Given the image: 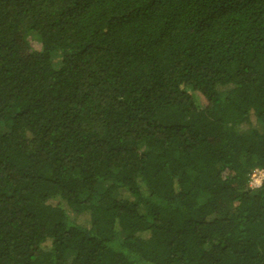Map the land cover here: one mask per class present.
Returning a JSON list of instances; mask_svg holds the SVG:
<instances>
[{"label":"trees","instance_id":"1","mask_svg":"<svg viewBox=\"0 0 264 264\" xmlns=\"http://www.w3.org/2000/svg\"><path fill=\"white\" fill-rule=\"evenodd\" d=\"M256 171L264 0H0V264H264Z\"/></svg>","mask_w":264,"mask_h":264},{"label":"rangeland","instance_id":"2","mask_svg":"<svg viewBox=\"0 0 264 264\" xmlns=\"http://www.w3.org/2000/svg\"><path fill=\"white\" fill-rule=\"evenodd\" d=\"M29 42H30V45L32 47V49L34 50H39L40 49V42H39V38H38V35L33 33L29 36L28 38ZM53 62H54V65L56 68L60 67L61 66V63H62V59L61 57L59 56V54H56L54 56V59H53ZM231 89L230 86H220L219 87V91L221 92H227ZM249 127H250V124H249V121L245 120L244 122L240 123L238 125V129L242 132H245L247 130H249ZM73 216V214H72ZM71 258V257H69Z\"/></svg>","mask_w":264,"mask_h":264},{"label":"built area","instance_id":"3","mask_svg":"<svg viewBox=\"0 0 264 264\" xmlns=\"http://www.w3.org/2000/svg\"><path fill=\"white\" fill-rule=\"evenodd\" d=\"M263 178H264V171H256L251 177L250 186L253 188L260 187Z\"/></svg>","mask_w":264,"mask_h":264}]
</instances>
